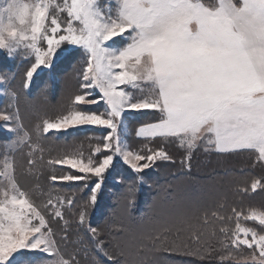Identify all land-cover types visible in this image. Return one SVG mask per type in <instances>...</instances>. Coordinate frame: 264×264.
<instances>
[{
  "label": "snow or ice",
  "instance_id": "6c2138e0",
  "mask_svg": "<svg viewBox=\"0 0 264 264\" xmlns=\"http://www.w3.org/2000/svg\"><path fill=\"white\" fill-rule=\"evenodd\" d=\"M21 50L28 64L21 87L29 93L77 56L84 58L79 85L84 92L75 95L67 115L55 122L44 120L29 131L20 122L19 109L10 111L8 105L0 109V132L11 134L14 147L28 149L26 163L31 168L36 163L34 146L50 130L103 129L102 147L87 158L75 154L49 161L78 174H53L49 180L53 186L91 181L89 202L78 213L76 226L84 228L93 251L110 264H153L144 239L159 241L161 227L167 230L189 219L175 209L163 210L152 226H133L127 222L136 203L130 186L113 209V216L124 217L119 226L102 229L91 224L86 209L97 204L106 176L116 173L119 185L123 165L143 182L146 170L157 161H172L164 147L129 149L123 139L129 114H156L136 136L178 144L189 158L199 147L221 154L252 150L264 165V0H0V56L12 60ZM8 80L9 75L0 72V86ZM100 103L103 112L80 107ZM2 167L6 183L0 185V264H80L60 248L69 243L68 234L58 241L49 226L53 219L68 224L63 206L71 207L73 200L49 195L42 212L32 196L21 191L14 156L4 153ZM258 187L264 188V183L253 181L251 190ZM233 213L238 221L240 213ZM245 219L264 226V212L253 211ZM220 232L230 237L231 246L251 249L252 264H264V234L239 222L234 230L225 226Z\"/></svg>",
  "mask_w": 264,
  "mask_h": 264
},
{
  "label": "trees",
  "instance_id": "16d2710c",
  "mask_svg": "<svg viewBox=\"0 0 264 264\" xmlns=\"http://www.w3.org/2000/svg\"><path fill=\"white\" fill-rule=\"evenodd\" d=\"M204 2L208 3L209 0ZM211 2L215 3L216 0ZM77 58L54 78L45 77L42 82L38 81L29 93L21 87L24 79L22 71L26 65L21 66L12 79L10 76L16 65L9 67L8 70L4 69V57L0 56V69L9 75L7 84L18 97L20 121L25 130L35 129L31 121L37 118L38 114L50 112V116H55L70 109L74 102H71V97L65 99L67 86L71 85L75 93L83 92L79 87L82 82L80 74L82 67ZM10 102L8 96L0 101V108L7 107ZM104 106L100 103L80 107L102 112ZM155 119L156 114L152 112L129 114L126 118L128 135L125 133L127 145L132 151H140L145 147L154 149L164 147L172 156V161H157L153 168L146 170L143 182H138V174L123 165L118 170L122 181L119 185L115 183L116 173L106 176L102 192L98 194L97 204L86 209L91 224L102 229H107L109 224L119 226L124 217L119 214L113 216V209L121 195L132 186L135 190L136 203L127 214V222L133 226L141 228L152 226L151 222L163 210L175 209L189 217L186 223L169 225L167 230L161 227L159 241L144 239V250L153 264H252L251 261L241 260L250 255L252 250L246 246L239 249L231 246L230 237H225L220 228L227 226L234 230L236 223L239 222L242 227L254 228L257 233L264 234V226L260 225L258 220L245 219L251 209L264 212V188L258 187L255 192L251 190L253 181L260 180L264 183V165L254 158L255 151L221 154L199 147L193 150L189 158L186 150L178 144L165 143L159 139L146 140L136 136L140 125L154 122ZM104 135L103 129L93 127H85L78 131L69 129L68 132L49 131L43 134L38 145L34 146L32 159L36 163L31 168L26 163L28 149L22 147L23 150L18 151L20 156L16 152L19 157L22 156V164L28 170L20 169V173L28 178L27 190L31 193L34 204L39 206V210L44 211L49 195L54 199L73 200L71 207L67 203L63 206L64 218L68 224L53 219L49 221V226L58 241L68 234L69 243L67 246L61 243L60 248L74 255L80 264H110L106 257L93 251L84 228L76 226L78 213L85 210L89 202L91 181L58 182L53 186L49 180L50 175L78 173L67 166L50 164L49 161L75 154H82L78 157L87 158L98 145L102 146ZM9 137L8 133L0 132V156L4 154V144ZM85 184L88 187H85ZM244 189L248 191L245 192ZM41 192H44V195H41ZM233 209L240 213L238 221ZM116 211L119 213L120 209L116 208ZM213 213H216V216H213ZM218 217L225 219L220 220ZM81 240L84 241L83 244L80 243ZM225 243L229 244L228 248L223 246ZM222 256L227 259L222 261Z\"/></svg>",
  "mask_w": 264,
  "mask_h": 264
},
{
  "label": "rangeland",
  "instance_id": "374dc122",
  "mask_svg": "<svg viewBox=\"0 0 264 264\" xmlns=\"http://www.w3.org/2000/svg\"><path fill=\"white\" fill-rule=\"evenodd\" d=\"M23 2H26V3H31L32 2V0H23ZM69 2H70V0H69ZM19 27H23V26H19ZM45 47H46V45H44ZM77 62H79L80 63V65H81V67H82V73H83V69H84V67H86V65H85V63H84V58L82 57V56H78V58H77ZM4 64V66H3V68L4 69H6L7 68V70H8V68L9 67H12V66H15L14 67V69H13V73H12V76H10L11 78L12 77H14V75L17 73V72H19V70L21 69V66H23V65H26L25 66V70H26V68L28 67V64L26 63V61H25V59H24V57H23V50H21V54L20 55H18L15 59H12V60H8V59H6V61H5V58H4V62H3ZM13 64V65H12ZM25 70H23L22 72H23V74L25 73ZM0 72H3L1 69H0ZM82 73H80L81 74V76H82ZM66 94L64 95L65 96V99H67V98H69V97H71V102H74V97H75V95L76 94H79V93H75V92H73V91H75V89L73 88V87H71V85L70 86H67V88H66ZM81 91H83L84 92V90H82L81 89ZM83 92H81V94H83ZM137 95H139L138 93H137ZM9 96V100L11 101L10 103H9V105H11L12 107H11V109H10V111H15L17 108L19 109V104H18V102H16V98H17V96H16V93L11 89V88H9V86H8V84H7V82H3L2 83V86H0V101H3L4 99H6L7 97ZM72 106H73V103H72ZM72 106L70 107V109L72 108ZM0 109H2V108H0ZM58 109H60V108H58ZM69 109V110H70ZM104 109H105V106L103 107V111H104ZM69 110H65L63 113H60L59 115H55V116H50V112L49 113H43V114H38V116H37V118H34V120L33 121H31L32 123H33V126H34V128L36 127V125L37 124H42V122L44 121V120H49L50 122H55L57 119H59V118H61L62 116H64V115H67L68 113H69ZM102 111V112H103ZM19 115H20V118H21V114H20V110H19ZM52 115V114H51ZM21 122V121H20ZM0 123H2V122H0ZM125 124H126V120H125ZM127 125V124H126ZM141 126V125H140ZM139 126V127H140ZM138 127V128H139ZM127 130H128V128H127ZM127 130H126V132L125 133H127ZM138 130V129H137ZM50 131H52V130H50ZM54 131H56V130H54ZM124 133V136H123V139L126 141V143H127V140H126V134ZM10 136H11V134H9ZM127 135H128V133H127ZM12 139H14V137H12ZM4 147H5V150L3 151V153H9V154H11L12 156H14V162H15V176H16V179H17V181H18V184H19V186L21 187V191H26V192H28L29 193V195L31 196V193L27 190V188L29 187V180H28V178L27 177H25L24 175L22 176V174L20 173V169L21 170H23V171H28L24 166H23V159H22V156L21 157H19L20 155H19V153H18V151L23 147V146H21V148H16V147H14L13 145H12V143H11V140L9 139L8 141H6L5 142V144H4ZM102 147V146H101ZM18 153V155H17V153ZM253 155H254V158H256L257 159V155H258V153L257 152H253ZM77 158H80V157H77ZM2 165H3V155H1L0 156V185H3V184H5L6 183V178L4 177V175H2V173H3V167H2ZM36 166H38V165H36ZM3 191V188L2 187H0V192H2ZM35 205V204H34ZM253 211H255V212H262L261 210H258V209H251L248 213H247V215H248V217H250L251 216V214H252V212ZM34 223L36 222V221H33ZM261 234V233H260ZM55 238V237H54ZM252 254V253H251ZM251 254L250 255H248V256H246L245 258H243V259H241L242 261H244V262H246V261H251L250 260V256H251ZM65 258V257H64ZM65 259H67V258H65Z\"/></svg>",
  "mask_w": 264,
  "mask_h": 264
}]
</instances>
